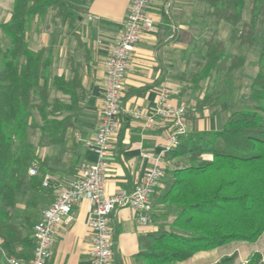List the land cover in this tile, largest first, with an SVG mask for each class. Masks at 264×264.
Segmentation results:
<instances>
[{
  "label": "crops",
  "instance_id": "obj_1",
  "mask_svg": "<svg viewBox=\"0 0 264 264\" xmlns=\"http://www.w3.org/2000/svg\"><path fill=\"white\" fill-rule=\"evenodd\" d=\"M132 2L79 0L83 13L71 33L60 20L50 18L48 22L37 18L33 22L28 34V42H31L29 47L33 51L49 48L53 58L50 70L52 78L64 77L72 83L77 81L79 87L75 101L71 96L51 89V102L59 101L73 108L71 113H65V116L70 115L72 126L64 137L43 134L38 128L30 129L28 133L30 150L12 214L24 235L31 239L35 224L41 219L42 212L57 199L60 188L55 185L45 188L42 183L40 189H33L32 179L36 176H32L30 170L36 168L38 176L54 178L64 186L78 178L82 164L97 160L88 142L93 141L98 132L105 94L106 63L123 32ZM208 11L206 0H152L149 14L155 21L156 30L143 34L131 55L132 69L124 83L120 127L112 139V152L107 157L109 168L105 187L108 195L131 191L151 168L155 157L161 156L164 172L175 169L178 164L184 165L181 161L176 163L168 160L165 153L173 133L171 123L160 120L154 127L147 128L143 121L134 120L129 115L130 110L138 109L145 115L152 114L160 94L169 91L171 105L186 106L190 115L187 129L193 133L222 130L229 115L248 104L245 99L242 100L233 77L228 97L224 96V86L218 88V82L213 86L219 91L223 89L222 95L216 89L214 103L204 108L203 112L198 106L211 92L207 85L199 93L191 89L184 93L186 76L194 74V68L203 64H200V59L194 53L197 44L203 41L206 54L208 41L223 43L225 54H229L227 40L222 39L216 30L213 38L201 39V31L206 27L230 25L209 17ZM234 31L229 35L230 44L238 41H232ZM189 85L194 88L187 82ZM35 120L38 124L42 123L38 114ZM167 177L165 173L153 196L151 224H141L135 210L130 207L112 213L110 226L115 243L112 264H140L137 257L140 237L155 231L166 218L167 209L156 206V199L163 191ZM3 248L6 249L4 244ZM91 248L92 232L88 227L87 202L82 201L75 206L73 219L58 227L53 255L48 264H91ZM14 251L15 256L26 253L21 244H17ZM216 251L218 249L197 253L189 261L179 264H216L224 257L217 255Z\"/></svg>",
  "mask_w": 264,
  "mask_h": 264
},
{
  "label": "trees",
  "instance_id": "obj_2",
  "mask_svg": "<svg viewBox=\"0 0 264 264\" xmlns=\"http://www.w3.org/2000/svg\"><path fill=\"white\" fill-rule=\"evenodd\" d=\"M206 3L209 17L236 26L250 3L247 29L235 30L232 41L241 40L242 45L255 41L264 0H206ZM50 12L70 33L83 13L79 0H14L9 20L0 25L8 40L7 46L0 42V238L10 255H14L17 244L23 245L26 253L17 257L25 262L32 259L34 240L25 236L14 221L12 209L30 150L28 133L38 128L43 134L64 137L72 126L70 115L65 113H71L73 108L59 101L51 102V89L74 99L79 87L77 81L52 78L53 58L49 48L33 51L29 47L28 34L33 22L44 19ZM206 47L205 65L192 83L197 85L214 75L227 73L229 82L224 96L228 97L232 77L246 64V59L236 56L230 65L223 43L208 41ZM259 65L260 70L250 84L251 103L231 113L222 130L188 132L167 154L171 160L187 158L190 165L178 164L169 172L156 206L165 207L166 218L172 214L174 219L140 237L137 255L140 264L184 263L197 253L237 242L257 243L263 236L264 54ZM216 89L215 86L199 104L200 112L214 103ZM191 90L197 92L200 86ZM36 114L41 124L36 122ZM187 119H190L188 111ZM205 155L212 159H203ZM44 178L45 175L33 178L32 188L40 189ZM238 260L235 252L216 264H239ZM0 264H7L1 253ZM246 264H264V254L252 253Z\"/></svg>",
  "mask_w": 264,
  "mask_h": 264
},
{
  "label": "built area",
  "instance_id": "obj_3",
  "mask_svg": "<svg viewBox=\"0 0 264 264\" xmlns=\"http://www.w3.org/2000/svg\"><path fill=\"white\" fill-rule=\"evenodd\" d=\"M151 2L152 0H133L123 32L108 57L101 121L95 139L88 142L97 160L82 164L78 178L64 186L54 178H44L45 188L55 185L60 188V193L57 199L42 212L41 219L33 228L32 259L23 262L17 256L7 254L0 238V251L7 264H48L53 255L58 227L73 219L74 208L82 201L87 202L88 227L92 232L91 264L113 262L115 243L110 217L114 211L130 207L135 210L141 224L149 225L153 222V196L165 177L161 156L154 158L151 168L131 191L108 195L105 187L109 168L107 157L112 152V139L120 127L124 83L132 69L131 55L143 34L153 33L156 30L155 21L149 14ZM169 101L170 92L163 91L154 113L145 115L138 109L129 111V115L134 120L143 121L147 128L154 127L160 120L171 123L173 133L165 150L166 154L179 144L181 137L188 134L186 106H173ZM30 174L37 176V169L32 168Z\"/></svg>",
  "mask_w": 264,
  "mask_h": 264
},
{
  "label": "rangeland",
  "instance_id": "obj_4",
  "mask_svg": "<svg viewBox=\"0 0 264 264\" xmlns=\"http://www.w3.org/2000/svg\"><path fill=\"white\" fill-rule=\"evenodd\" d=\"M13 3L14 0H2L0 2V25L9 20L13 9ZM249 10H250V3L247 4V7L244 11L243 19L241 23L237 26L230 24L221 27L219 25H216V26L206 27L201 31V39L205 38L206 40H209L213 38V32H215L216 30L218 33H220L222 39L224 38L227 40L226 46L228 47V52H229V54L227 55L230 57L231 60V62L229 63L230 65L235 62V60H233L235 59V56L239 57L242 55V57L246 59V64L243 66V68L240 69L238 72H236L235 75H233L234 83L236 87L240 89L242 100L245 99V101H247L246 103L252 102L250 96V87H249L251 83L250 81L254 79V77L257 75L258 71L260 70L259 61L261 54H264V6L261 11L260 21L256 27L255 41L254 40L251 41L250 44L247 46L244 45L241 46L239 40L237 42H234L233 44H230L228 39L231 31L233 30L240 31L242 29H247V24L249 23L250 20ZM53 16L54 13H49V15H47L43 20L49 22L51 18L55 21ZM216 40H219V38ZM0 42L3 46L8 45V40L5 38V35L2 33L1 30H0ZM30 45L31 42H29V46ZM195 48L196 49L194 53L197 54L196 56L200 59V64L201 62H203V64H201V66H199L198 68H194V72H195L194 74H188L186 76V86H185L186 91L184 90V93H188L189 90L187 89H191L190 85L189 87L187 86V82L191 83L194 88L197 87V85L200 86V89H203V87L205 88L207 85L208 90L211 91L213 86L216 85L217 82H218V88L221 86H224L226 88L227 83L229 82V75L227 73H223L219 76L214 75L211 79L198 83L197 85L192 83L193 81L192 78H194L195 75H197V73L199 74L202 72L206 62L205 59L207 57V54H205L206 48L203 41H201L200 44H197ZM222 90L220 91L218 90L220 96L222 95L221 94ZM196 93L199 92L197 91ZM203 159L211 160L212 156L205 155ZM171 161H174L176 163L181 161L183 162L184 165H190V162L187 158H179ZM171 171L172 170H166L165 171L166 175H168L169 172ZM173 219L174 216L170 214V216L164 219L163 222L169 224L173 221ZM235 252L239 255V260H238L239 264H246L248 257L254 252H260L264 254V234L257 243L237 242L231 244L230 246L218 249V251H216V254L222 257L228 254L230 255Z\"/></svg>",
  "mask_w": 264,
  "mask_h": 264
}]
</instances>
